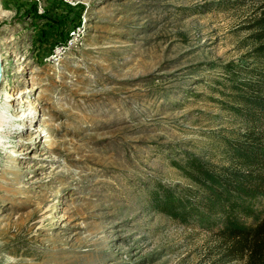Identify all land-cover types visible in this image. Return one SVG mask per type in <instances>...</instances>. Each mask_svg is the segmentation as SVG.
I'll use <instances>...</instances> for the list:
<instances>
[{
    "label": "rangeland",
    "instance_id": "374dc122",
    "mask_svg": "<svg viewBox=\"0 0 264 264\" xmlns=\"http://www.w3.org/2000/svg\"><path fill=\"white\" fill-rule=\"evenodd\" d=\"M263 5L0 0V264H249L223 216L174 219L153 194L196 188L175 164L228 167L224 140L252 130L225 70L256 67Z\"/></svg>",
    "mask_w": 264,
    "mask_h": 264
},
{
    "label": "trees",
    "instance_id": "16d2710c",
    "mask_svg": "<svg viewBox=\"0 0 264 264\" xmlns=\"http://www.w3.org/2000/svg\"><path fill=\"white\" fill-rule=\"evenodd\" d=\"M253 27L259 32L248 57L256 67L225 70L231 81V93L227 95L233 103L226 108L252 130L243 134L242 140H224L230 158L228 167L195 159L175 164L196 188L168 189L163 196L153 194V208L182 221L192 215L223 216L224 233L236 242L235 259L247 256L249 264H264V215L252 229L236 226L237 216L250 217L252 204L264 197V10Z\"/></svg>",
    "mask_w": 264,
    "mask_h": 264
},
{
    "label": "bare ground",
    "instance_id": "6f19581e",
    "mask_svg": "<svg viewBox=\"0 0 264 264\" xmlns=\"http://www.w3.org/2000/svg\"><path fill=\"white\" fill-rule=\"evenodd\" d=\"M0 59L2 60L1 56H0ZM2 71H3V67H2ZM6 117H7L6 112L3 111V109H1V107H0V123H3V122L1 121V119H2V118L5 119ZM15 117H16V116H15Z\"/></svg>",
    "mask_w": 264,
    "mask_h": 264
},
{
    "label": "water",
    "instance_id": "95a60500",
    "mask_svg": "<svg viewBox=\"0 0 264 264\" xmlns=\"http://www.w3.org/2000/svg\"><path fill=\"white\" fill-rule=\"evenodd\" d=\"M2 82V60L0 59V85Z\"/></svg>",
    "mask_w": 264,
    "mask_h": 264
},
{
    "label": "built area",
    "instance_id": "2783aa9c",
    "mask_svg": "<svg viewBox=\"0 0 264 264\" xmlns=\"http://www.w3.org/2000/svg\"><path fill=\"white\" fill-rule=\"evenodd\" d=\"M75 34V32H73V35Z\"/></svg>",
    "mask_w": 264,
    "mask_h": 264
}]
</instances>
